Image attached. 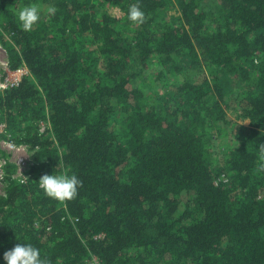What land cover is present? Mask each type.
I'll return each mask as SVG.
<instances>
[{
    "label": "trees",
    "instance_id": "16d2710c",
    "mask_svg": "<svg viewBox=\"0 0 264 264\" xmlns=\"http://www.w3.org/2000/svg\"><path fill=\"white\" fill-rule=\"evenodd\" d=\"M30 3L56 13L26 32ZM0 44L30 72L0 117L33 164L6 168L0 264L21 240L47 264H264V0H0ZM53 171L74 199L44 194Z\"/></svg>",
    "mask_w": 264,
    "mask_h": 264
},
{
    "label": "clouds",
    "instance_id": "9594fccd",
    "mask_svg": "<svg viewBox=\"0 0 264 264\" xmlns=\"http://www.w3.org/2000/svg\"><path fill=\"white\" fill-rule=\"evenodd\" d=\"M55 13V8L47 9L49 16ZM41 18L42 9L36 3L27 4L18 11L19 26L26 32L31 31L41 21ZM128 19L133 23H143L145 13L138 5H132L128 11ZM38 183L48 198L60 202L74 199L78 195L79 188L82 187L79 177L69 172L56 173L53 171L52 174H44ZM21 241L23 242L16 243L12 249L4 253V264H47L39 248L27 241Z\"/></svg>",
    "mask_w": 264,
    "mask_h": 264
},
{
    "label": "rangeland",
    "instance_id": "374dc122",
    "mask_svg": "<svg viewBox=\"0 0 264 264\" xmlns=\"http://www.w3.org/2000/svg\"><path fill=\"white\" fill-rule=\"evenodd\" d=\"M41 9H42V18L41 20H48L49 19V15L47 14V7H44V6H40ZM175 10L171 13L172 15H176V16H180L179 14V9L177 7V5H175ZM106 10L110 13L111 16H116V17H120L122 16V13L121 11L113 6L112 4H109V6H106L105 7ZM21 9V8H20ZM8 63L9 64V56H8V53H7V50L6 48L0 44V76L3 75L4 73V70H5V67H4V64ZM149 74L152 73L153 75H155L157 73V67L155 65V63H151L149 65ZM137 83L136 82L134 85L137 86ZM146 87H147V91H148V95L149 94H153L154 91H156L157 89L159 88H162L163 86V81L161 80H158L157 78L155 77H152V78H147V81L145 83ZM123 114L121 113H118L115 117H114V123L115 125H118L119 122L121 121V119L123 118ZM227 119L231 122H233L234 124L236 125H239L241 127L240 131L241 132H244V130L246 131L247 129H250V122L247 120H243V119H240L238 117V114H237V111L236 110H228L227 111ZM0 124H3L2 121H1V117H0ZM44 127H47L46 125H44ZM4 133L2 135H0V160L2 159V157L4 156H7L6 154V151H5V143H9V140H8V135L6 133V127L4 128ZM230 140V139H229ZM228 140V141H229ZM228 141H226V144H228ZM220 145L223 146V144H221L220 142ZM19 156H22L27 163L31 164V156H32V153L29 151H25V152H22L19 154ZM9 160L11 162H14L16 160V156H10L9 155ZM14 165V163H12ZM17 173V167H16V171L15 173L13 174V176H15ZM6 189H7V184L5 183V181L3 182H0V196H4L5 193H6Z\"/></svg>",
    "mask_w": 264,
    "mask_h": 264
},
{
    "label": "built area",
    "instance_id": "2783aa9c",
    "mask_svg": "<svg viewBox=\"0 0 264 264\" xmlns=\"http://www.w3.org/2000/svg\"><path fill=\"white\" fill-rule=\"evenodd\" d=\"M4 67V73L2 76H0V95L3 94L6 90L17 87L23 81V79L30 74L26 66H21L16 70H11L9 64L6 63L4 64ZM4 128L5 125L0 124V135L4 133ZM44 130L45 127L43 125L41 132H43ZM4 149L7 153V156L2 157V159L0 160V182H3L6 177L7 166L14 163V165L17 167V173L13 177L23 184L26 183L28 180L27 173L33 164L27 163L22 156H19V154L25 151H29V149L26 146L16 145L11 141H9V143H5ZM9 155L16 156V160L14 162H11L9 160Z\"/></svg>",
    "mask_w": 264,
    "mask_h": 264
}]
</instances>
